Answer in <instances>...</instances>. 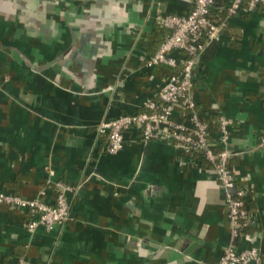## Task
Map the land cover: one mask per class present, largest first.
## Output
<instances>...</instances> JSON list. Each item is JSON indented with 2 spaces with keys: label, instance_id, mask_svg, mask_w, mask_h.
<instances>
[{
  "label": "crops",
  "instance_id": "crops-1",
  "mask_svg": "<svg viewBox=\"0 0 264 264\" xmlns=\"http://www.w3.org/2000/svg\"><path fill=\"white\" fill-rule=\"evenodd\" d=\"M193 1L0 0V190L52 204L56 182L72 187L70 218L50 230L29 231L36 211L0 203V264L219 260L230 218L213 166L135 129L109 154L97 131L158 101L173 69L147 65L166 35L154 15ZM224 25L193 70L195 110L212 140L218 116L229 121L228 165L254 220L234 247L264 260V3Z\"/></svg>",
  "mask_w": 264,
  "mask_h": 264
},
{
  "label": "built area",
  "instance_id": "built-area-1",
  "mask_svg": "<svg viewBox=\"0 0 264 264\" xmlns=\"http://www.w3.org/2000/svg\"><path fill=\"white\" fill-rule=\"evenodd\" d=\"M242 2L243 0H231L225 19L243 9ZM193 3L192 9L186 14L154 15L153 19L169 31L155 53L148 57L147 65L164 64L173 69L158 91V101L146 100L143 103L145 111L103 119L97 125V131L106 136V150L109 154H115L123 147L124 133L131 129L138 130L144 141H166L187 154L201 151L204 158L213 164L224 201L229 207L230 241L214 264H264L260 248L250 246L237 250L234 247V241L240 232L254 220L244 201L246 190L237 185L228 165L231 156L228 148L229 121L223 115L218 116L216 137L212 140L207 122L195 110L193 70L200 63L208 43L203 42L201 37L204 35L208 40L217 38L223 23L218 24L211 18L213 0H194ZM262 3L264 0H247L244 9L251 11ZM178 109L183 113V121L173 118ZM258 144L264 146V135L259 138ZM55 188L57 193L52 204L45 203L40 198L23 199L1 190L0 203L36 211L27 223L29 231L38 225L50 230L70 218L66 192L72 190V187L59 181L55 183ZM13 264H25V260L18 258Z\"/></svg>",
  "mask_w": 264,
  "mask_h": 264
},
{
  "label": "trees",
  "instance_id": "trees-1",
  "mask_svg": "<svg viewBox=\"0 0 264 264\" xmlns=\"http://www.w3.org/2000/svg\"><path fill=\"white\" fill-rule=\"evenodd\" d=\"M213 1H214V4H213V6L210 9L211 18L213 20H215L218 24H222L223 23L222 26H221V29L224 30V28H225V25H224L225 24V21L224 20H225V17L227 15V7H228L227 0H213ZM193 4H192V7H193ZM246 6H247V0H243V2H242V8H246ZM158 26L160 28H162L164 31H166V35H167V33H168L169 30L167 28H165L161 24H158ZM166 35H165V37H166ZM201 39H202L203 42H208L209 41L208 38L206 36H204V35L201 37ZM205 51H206V48L203 51V54H205ZM142 110L145 111L146 108L142 107ZM198 115L201 117L200 113H198ZM190 156L191 157L192 156L193 157H202V158L204 157L203 156V153L201 151H192ZM203 159H205L209 163V166H211V165L213 166V164L211 162H209L206 158H203ZM56 193H57V191H56ZM248 196H249L248 194L245 196V200H244L245 203L247 201ZM246 208L248 209L247 205H246ZM263 262H264V260H263Z\"/></svg>",
  "mask_w": 264,
  "mask_h": 264
}]
</instances>
